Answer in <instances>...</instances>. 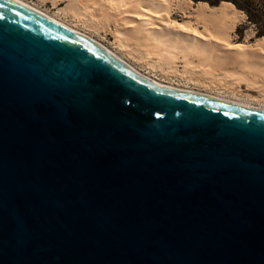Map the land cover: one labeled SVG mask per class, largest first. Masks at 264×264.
<instances>
[{
    "label": "water",
    "instance_id": "obj_1",
    "mask_svg": "<svg viewBox=\"0 0 264 264\" xmlns=\"http://www.w3.org/2000/svg\"><path fill=\"white\" fill-rule=\"evenodd\" d=\"M0 264H264V110L0 0Z\"/></svg>",
    "mask_w": 264,
    "mask_h": 264
},
{
    "label": "bare ground",
    "instance_id": "obj_2",
    "mask_svg": "<svg viewBox=\"0 0 264 264\" xmlns=\"http://www.w3.org/2000/svg\"><path fill=\"white\" fill-rule=\"evenodd\" d=\"M16 1L87 37L164 87L264 110V36L248 32L244 40H233L245 14L231 2L67 0L59 7L58 0H50L56 9L50 11L31 0ZM174 8L182 10V20L172 16ZM100 30L111 32L112 44L96 36ZM242 85L255 94L243 92Z\"/></svg>",
    "mask_w": 264,
    "mask_h": 264
},
{
    "label": "rangeland",
    "instance_id": "obj_3",
    "mask_svg": "<svg viewBox=\"0 0 264 264\" xmlns=\"http://www.w3.org/2000/svg\"><path fill=\"white\" fill-rule=\"evenodd\" d=\"M31 1H33L34 3H36L38 5H41L42 7H46L50 11H56L55 7L51 4L50 0H31ZM254 1L256 3L264 4V0H254ZM66 2H67V0H60V1L58 0L57 3L60 4L59 7H62ZM193 2H195V1H193ZM172 16L175 17L177 20H182V18L184 16V13L182 12V10L174 8L172 10ZM245 18H246V16L245 17H241L239 19L240 21H238V24H237V26L235 28V31H234V34H235V36L233 37L234 41H242V40H244V37L247 35L248 32H253L252 35L255 36L254 28L252 27L251 24H248V22H246ZM100 31H99V33L94 32V34L96 33V36H99V37L103 36L102 39L104 41H107V43L112 44L111 43L112 42V34H111V32L108 31V30H105V32L104 31L100 32ZM253 36L248 37V40L249 41H251V40L253 41L254 40ZM243 88H245V87L242 85L241 89L243 90V92H248V93H251V94H253V93L255 94V92L249 91V90H245Z\"/></svg>",
    "mask_w": 264,
    "mask_h": 264
},
{
    "label": "trees",
    "instance_id": "obj_4",
    "mask_svg": "<svg viewBox=\"0 0 264 264\" xmlns=\"http://www.w3.org/2000/svg\"><path fill=\"white\" fill-rule=\"evenodd\" d=\"M204 1L209 5H217L221 1L231 2L236 9L241 10L246 16V22L255 30V36H264V4L254 0H193Z\"/></svg>",
    "mask_w": 264,
    "mask_h": 264
}]
</instances>
